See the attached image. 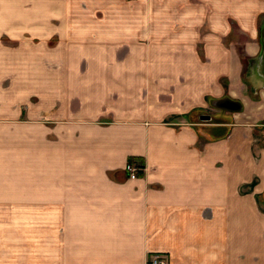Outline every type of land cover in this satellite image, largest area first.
<instances>
[{
    "label": "crops",
    "instance_id": "crops-1",
    "mask_svg": "<svg viewBox=\"0 0 264 264\" xmlns=\"http://www.w3.org/2000/svg\"><path fill=\"white\" fill-rule=\"evenodd\" d=\"M212 1L147 42L0 0V264H264V0Z\"/></svg>",
    "mask_w": 264,
    "mask_h": 264
},
{
    "label": "rangeland",
    "instance_id": "rangeland-1",
    "mask_svg": "<svg viewBox=\"0 0 264 264\" xmlns=\"http://www.w3.org/2000/svg\"><path fill=\"white\" fill-rule=\"evenodd\" d=\"M205 2V5H211L212 0H63V6L69 9L73 7L75 18L80 22L88 21H100V22H123L126 25H133L135 29L126 30L127 38L135 34L141 35L144 41H149L152 36L160 38H165L167 35L171 34V30L167 29L166 23L168 18L172 17L171 13L167 12V6L177 5L181 7L183 5L196 6ZM33 8V7H32ZM153 8V10H152ZM77 9V10H76ZM31 10V7H30ZM159 11V12H157ZM39 16V15H38ZM37 19L39 20V17ZM181 16V18H180ZM183 14L178 15L175 20H172L173 31L176 33L180 32L178 35H182L181 23L183 20ZM36 17V16H35ZM261 21L258 39L260 42V50L255 57H251L247 63L248 69L253 73V68L256 67V75L260 78L263 77V66L262 59L264 56V23L262 22L264 16H259ZM65 21V19H63ZM176 22V23H174ZM178 31V32H177ZM121 31L117 30L120 34ZM153 32V33H152ZM122 34V33H121ZM143 34V35H142ZM157 35V36H155ZM176 35V36H178ZM130 40V39H128ZM201 48V46H199ZM199 48L197 47L198 51ZM239 54L241 55L243 50L237 47ZM255 65V66H254ZM253 67V68H250ZM249 73V72H248ZM254 74V73H253ZM228 97H221L220 101L228 100ZM216 99L209 100V108L206 111H199V114H209L211 116L210 120H200L202 123H218L227 122L229 117L226 116L228 109L226 106H218V101L215 102L216 106L213 107V102ZM237 101V100H236ZM240 104V103H239ZM241 107V105H240ZM240 109V108H239ZM199 117V116H198ZM206 124V125H208ZM211 126V125H208ZM11 204L8 201H0V222L5 221L9 210L11 209ZM1 235V234H0Z\"/></svg>",
    "mask_w": 264,
    "mask_h": 264
},
{
    "label": "built area",
    "instance_id": "built-area-1",
    "mask_svg": "<svg viewBox=\"0 0 264 264\" xmlns=\"http://www.w3.org/2000/svg\"><path fill=\"white\" fill-rule=\"evenodd\" d=\"M141 169V167L136 168L132 163L126 165V170L129 172L130 177H136V170ZM169 258L165 253H154L150 254L146 264H168Z\"/></svg>",
    "mask_w": 264,
    "mask_h": 264
},
{
    "label": "water",
    "instance_id": "water-1",
    "mask_svg": "<svg viewBox=\"0 0 264 264\" xmlns=\"http://www.w3.org/2000/svg\"><path fill=\"white\" fill-rule=\"evenodd\" d=\"M222 106H226V107H229V108H232V109H239L240 106H237L236 108L234 107V104L229 102V101H224L221 103ZM199 119L201 120H210L211 119V116L209 114H201L199 115Z\"/></svg>",
    "mask_w": 264,
    "mask_h": 264
},
{
    "label": "flooded vegetation",
    "instance_id": "flooded-vegetation-1",
    "mask_svg": "<svg viewBox=\"0 0 264 264\" xmlns=\"http://www.w3.org/2000/svg\"><path fill=\"white\" fill-rule=\"evenodd\" d=\"M224 102V101H223ZM225 102H226V100H225ZM230 102V101H229Z\"/></svg>",
    "mask_w": 264,
    "mask_h": 264
}]
</instances>
